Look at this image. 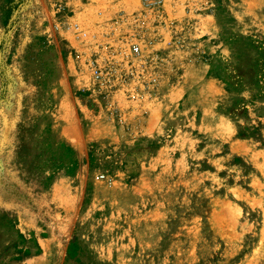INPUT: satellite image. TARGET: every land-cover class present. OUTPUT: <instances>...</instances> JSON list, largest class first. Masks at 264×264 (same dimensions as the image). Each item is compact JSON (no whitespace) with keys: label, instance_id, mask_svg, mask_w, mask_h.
I'll return each mask as SVG.
<instances>
[{"label":"rangeland","instance_id":"rangeland-1","mask_svg":"<svg viewBox=\"0 0 264 264\" xmlns=\"http://www.w3.org/2000/svg\"><path fill=\"white\" fill-rule=\"evenodd\" d=\"M0 264H264V0H0Z\"/></svg>","mask_w":264,"mask_h":264},{"label":"built area","instance_id":"built-area-1","mask_svg":"<svg viewBox=\"0 0 264 264\" xmlns=\"http://www.w3.org/2000/svg\"><path fill=\"white\" fill-rule=\"evenodd\" d=\"M134 51H139V46L134 45Z\"/></svg>","mask_w":264,"mask_h":264}]
</instances>
